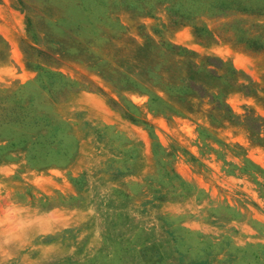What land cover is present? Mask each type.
Listing matches in <instances>:
<instances>
[{"label": "rangeland", "instance_id": "1", "mask_svg": "<svg viewBox=\"0 0 264 264\" xmlns=\"http://www.w3.org/2000/svg\"><path fill=\"white\" fill-rule=\"evenodd\" d=\"M191 24L161 0H0V97L29 102L0 118V264H264V54Z\"/></svg>", "mask_w": 264, "mask_h": 264}, {"label": "trees", "instance_id": "2", "mask_svg": "<svg viewBox=\"0 0 264 264\" xmlns=\"http://www.w3.org/2000/svg\"><path fill=\"white\" fill-rule=\"evenodd\" d=\"M161 3L164 5L169 21L175 22V25H183L185 23L191 24V31L194 37L199 38V32L205 31L206 33H212L216 37L224 41H230L237 43V46L244 47L249 49L251 52H261L264 54V33H255L252 30V27H262L264 28V23L250 22L247 20V9L244 6H240L239 1L235 0H161ZM202 19L200 24H195L193 21L195 19ZM207 22L212 23L211 27H207ZM217 28L216 30H214ZM167 49L174 50L175 45L165 43ZM20 51L22 53L23 62L25 67L32 69L36 73V77L41 73L46 72L43 65L38 61V57L43 55V52L34 47L33 45L22 41L20 44ZM210 56H204L203 60L208 64H212ZM221 63L222 61L217 58ZM234 72V69H231ZM182 82V85H174L175 87H183L184 90L189 92H194L197 95H209V93L198 83H195L184 78L179 79ZM229 82H232V79H229ZM233 83V82H232ZM167 88H170L168 85H165ZM14 98L18 103H15L13 106L8 109L4 105H0L2 113H0L1 121L9 123L10 121H18L19 124H25L27 121L26 114L28 110L26 108L29 106L27 104L20 105L21 99L17 95H1V102H7L8 99ZM9 97V98H8ZM246 118H251L254 121L248 123V127L254 132L263 134L262 139L264 141V118L260 116H254L248 112ZM33 116H31L32 118ZM26 141L23 138L20 141V146L26 147L29 145H41L43 146V141L38 139L35 135ZM2 146V145H0ZM2 154H0V159Z\"/></svg>", "mask_w": 264, "mask_h": 264}]
</instances>
